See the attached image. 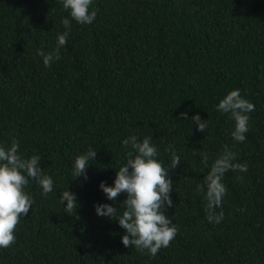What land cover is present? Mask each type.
I'll list each match as a JSON object with an SVG mask.
<instances>
[{
    "label": "trees",
    "instance_id": "16d2710c",
    "mask_svg": "<svg viewBox=\"0 0 264 264\" xmlns=\"http://www.w3.org/2000/svg\"><path fill=\"white\" fill-rule=\"evenodd\" d=\"M89 10L95 20L81 25L62 0H0V146L16 139L54 182L44 195L29 180L31 210L0 264H264V0H92ZM64 18L67 43L46 67L37 52L56 48ZM236 89L254 104L243 143L216 107ZM133 135L152 137L165 168L172 151L180 157L166 211L178 231L155 257L126 248L118 222L95 210L122 211L126 194L108 200L99 185L114 184ZM89 148L87 179H73L74 159ZM226 149L248 168L224 174L223 220L209 222L196 186ZM65 190L78 203L70 215Z\"/></svg>",
    "mask_w": 264,
    "mask_h": 264
},
{
    "label": "clouds",
    "instance_id": "9594fccd",
    "mask_svg": "<svg viewBox=\"0 0 264 264\" xmlns=\"http://www.w3.org/2000/svg\"><path fill=\"white\" fill-rule=\"evenodd\" d=\"M63 8L69 12L72 20L78 24H91L96 18V11H90L92 0H62ZM61 23L66 29L57 35L56 48L51 52L38 50L37 54L43 58L46 67L51 62L60 58V48L67 43L71 20L62 19ZM217 110L230 114L235 122L231 135L234 141L243 143L248 131L249 116L247 113L254 111V104L243 98L239 89L232 90L216 105ZM180 116L189 119L187 113ZM197 130L204 132L207 128L205 119L199 114L191 117ZM125 147H130L127 152L126 163L117 171L114 184L109 186L101 181L99 187L108 200L115 201L121 194L126 198L120 202L122 211L117 206L98 203L95 205L97 215L116 220L124 230L121 237L126 248L135 247L142 254L147 251L155 257L159 250L169 247L177 234V227L166 215L168 208L174 206L171 199L173 182L169 170L175 169L180 164V157L175 151L171 152V163L165 168L157 159L158 150L152 144V137L145 136L139 139L136 135L122 141ZM19 141L13 139L10 147L0 146V248H9L15 243V229L22 216H27L32 207V197L25 192L29 180H35L42 188L43 194L53 191V180L50 176L42 174L40 167L41 158L38 155L24 157L19 152ZM203 156L202 163L208 165V155ZM96 150L89 148L78 155L73 162V179L84 177L87 179L89 161H94ZM235 154L225 150L210 166L204 176L203 184L196 186L197 192H205L206 213L209 222L219 223L223 220V212L216 213L222 205L227 189L222 183V177L229 170L247 171L246 163H233ZM64 211L69 215L78 207L76 195L69 190L62 191L59 196ZM65 201L67 202L65 205Z\"/></svg>",
    "mask_w": 264,
    "mask_h": 264
}]
</instances>
